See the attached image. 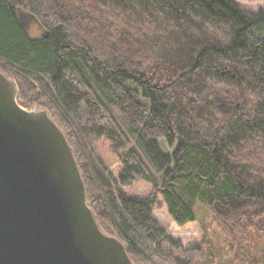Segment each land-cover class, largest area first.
Returning a JSON list of instances; mask_svg holds the SVG:
<instances>
[{
  "label": "trees",
  "instance_id": "16d2710c",
  "mask_svg": "<svg viewBox=\"0 0 264 264\" xmlns=\"http://www.w3.org/2000/svg\"><path fill=\"white\" fill-rule=\"evenodd\" d=\"M17 8L43 33L32 37ZM264 9L238 0H0V70L47 108L74 149L88 202L136 264H199L154 216L184 225L201 200L237 264L264 237ZM106 141L117 177L98 155ZM143 179L147 196L127 193Z\"/></svg>",
  "mask_w": 264,
  "mask_h": 264
},
{
  "label": "water",
  "instance_id": "95a60500",
  "mask_svg": "<svg viewBox=\"0 0 264 264\" xmlns=\"http://www.w3.org/2000/svg\"><path fill=\"white\" fill-rule=\"evenodd\" d=\"M17 8L19 24L26 17ZM35 18V17H34ZM0 264H136L99 224L73 147L50 111L0 70Z\"/></svg>",
  "mask_w": 264,
  "mask_h": 264
},
{
  "label": "rangeland",
  "instance_id": "374dc122",
  "mask_svg": "<svg viewBox=\"0 0 264 264\" xmlns=\"http://www.w3.org/2000/svg\"><path fill=\"white\" fill-rule=\"evenodd\" d=\"M246 9L257 12L264 9V0H238ZM27 30L32 37H38L43 33V28L36 18L26 17ZM264 34V29H261ZM98 155L106 165L108 172H112L117 177L120 170L118 158L109 150L106 141L100 140L96 144ZM123 189L136 196H147L154 191V186L143 179H136ZM159 201L154 209V216L158 219L160 225L166 233L182 241L189 247L193 245H202L206 252V261H200L199 264H237L230 251L229 236L224 233L223 224L215 218L210 209L201 201L197 200L194 205L195 219L184 225H179L169 214L167 206L163 202L162 195L158 197ZM249 236L252 238L248 241V247L256 256L258 263L264 264V237L255 229H251Z\"/></svg>",
  "mask_w": 264,
  "mask_h": 264
}]
</instances>
